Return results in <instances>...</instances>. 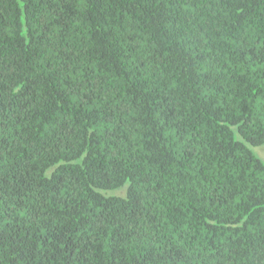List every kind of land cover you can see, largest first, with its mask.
Masks as SVG:
<instances>
[{"label":"trees","instance_id":"16d2710c","mask_svg":"<svg viewBox=\"0 0 264 264\" xmlns=\"http://www.w3.org/2000/svg\"><path fill=\"white\" fill-rule=\"evenodd\" d=\"M264 0H0V264H264Z\"/></svg>","mask_w":264,"mask_h":264},{"label":"rangeland","instance_id":"374dc122","mask_svg":"<svg viewBox=\"0 0 264 264\" xmlns=\"http://www.w3.org/2000/svg\"><path fill=\"white\" fill-rule=\"evenodd\" d=\"M253 154L264 163V144L257 146H249Z\"/></svg>","mask_w":264,"mask_h":264}]
</instances>
